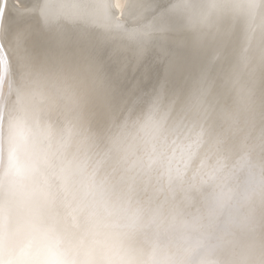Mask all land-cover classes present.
<instances>
[{"label":"clouds","instance_id":"9594fccd","mask_svg":"<svg viewBox=\"0 0 264 264\" xmlns=\"http://www.w3.org/2000/svg\"><path fill=\"white\" fill-rule=\"evenodd\" d=\"M28 12L51 47L0 23V264H264V0ZM98 47L206 59L123 95Z\"/></svg>","mask_w":264,"mask_h":264},{"label":"bare ground","instance_id":"6f19581e","mask_svg":"<svg viewBox=\"0 0 264 264\" xmlns=\"http://www.w3.org/2000/svg\"><path fill=\"white\" fill-rule=\"evenodd\" d=\"M26 12L17 10L15 0H9L4 11V24L9 31H15L19 28L31 26L34 35L32 46L38 52L47 51L51 43L47 36L38 34L39 24L36 18L29 14L28 10L33 7L34 0H23ZM96 54L104 61L107 70L117 79L121 93L123 95L133 94L140 96L150 93L161 81L169 79L172 87H182L186 84V78L190 72L194 71L203 61L205 56L193 57L188 54H182L181 58L174 62L171 69L161 63L158 59V53L153 52L138 66L128 65L124 67L122 61H118L111 52L110 47H98Z\"/></svg>","mask_w":264,"mask_h":264},{"label":"snow or ice","instance_id":"6c2138e0","mask_svg":"<svg viewBox=\"0 0 264 264\" xmlns=\"http://www.w3.org/2000/svg\"><path fill=\"white\" fill-rule=\"evenodd\" d=\"M16 2V7L19 12H26L27 10L25 9V5L23 3V0H15ZM4 12H0V23H4Z\"/></svg>","mask_w":264,"mask_h":264}]
</instances>
